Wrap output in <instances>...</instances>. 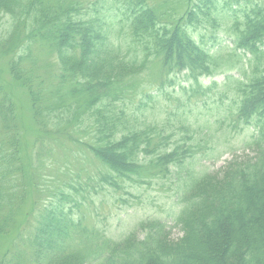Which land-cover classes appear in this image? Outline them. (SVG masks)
I'll return each mask as SVG.
<instances>
[{"label":"trees","instance_id":"16d2710c","mask_svg":"<svg viewBox=\"0 0 264 264\" xmlns=\"http://www.w3.org/2000/svg\"><path fill=\"white\" fill-rule=\"evenodd\" d=\"M0 52L30 95L40 132L29 174L15 103L0 82V235L15 229L32 202L15 246H0V264H264V5L0 0ZM231 65L238 76L226 72L215 81L232 82L218 100L231 102L232 131L254 125L255 156L208 172L196 155V171L188 172L195 148L206 149L217 131L189 123L181 106L171 112L173 123L162 124L150 122L147 109L179 84L191 99L200 77ZM150 177L182 180L175 223L182 236L171 238L159 220L119 238L87 223L86 207L123 201L111 193L130 195L128 183Z\"/></svg>","mask_w":264,"mask_h":264},{"label":"rangeland","instance_id":"374dc122","mask_svg":"<svg viewBox=\"0 0 264 264\" xmlns=\"http://www.w3.org/2000/svg\"><path fill=\"white\" fill-rule=\"evenodd\" d=\"M253 1L264 5V0ZM120 2H118V5L121 4ZM218 30H220L218 34L222 35L220 37L221 43L223 44L222 51L230 54L232 43L228 38L229 36L223 33L221 28ZM206 33L208 34L205 36L212 34L210 31H206ZM9 59L10 57L7 54L0 52V82L15 103L16 120L21 137L20 148L22 161L28 173L31 174L34 166L35 140L40 132L35 120V110L32 107L30 95L26 88L10 74ZM237 69L238 67L236 65H231L227 71L223 70L211 76L200 77L201 88L196 86L199 90L191 94V99L188 94L180 90V84L175 88H172V86L168 87V91H171V94L166 97H155L147 109V112L151 115L150 122L155 123L158 121L162 124L168 119L173 123L171 112H176V109L181 106V110H185L192 117L189 123L197 124L199 127L205 126L206 128L204 130H210L211 132L217 131L214 134V139L208 145H205L206 149L195 148L193 151L194 159H192L194 162L186 166L188 172L192 169L196 171V155H201L200 157H202L197 162L199 169L208 172L219 169L235 156L239 157L237 161L250 159L255 156L253 147H250L255 128L254 125L245 127L242 125L240 126L242 130L232 131L231 119L234 115L230 116L231 102H221L218 100L220 94L226 89H229L232 82L223 86L215 84V81L220 83L226 72L238 76ZM173 89H175L174 93ZM152 91L156 93V90ZM228 116L230 117L228 118ZM221 117H227V120L220 121ZM234 123L232 122V124ZM177 127L176 129H178ZM168 131L173 134L172 130ZM175 133L179 137L178 132L176 131ZM195 139L196 136L191 141L196 143L194 142ZM183 145L185 144L183 143ZM206 150L211 151L209 158L206 157ZM49 173L51 174V171ZM56 173L57 171H53L52 174ZM194 174L196 175V173ZM182 184L183 182L180 179L171 178L163 180L160 177H150L143 183L130 182L127 184V188L131 193L130 195L124 191L111 193L112 196H123V198L125 196V200H115L112 198V201L115 202L112 203L109 197L103 202L100 199L102 204L98 208L96 204L89 206V208L86 207L85 214L88 216L87 223L92 227L98 228L105 236L119 238L134 230L141 222H145L143 225H147L153 222L152 220H159L166 226L167 232L171 231L170 237L177 239L182 236L181 227L175 224L178 213L184 207L183 198H185V192L182 190ZM30 198L34 199V191L31 188ZM31 210L32 202L28 201L18 213L15 229L7 234L0 235L1 252L15 246L18 235L23 227L21 222L26 218H31ZM142 231L139 230L141 236Z\"/></svg>","mask_w":264,"mask_h":264}]
</instances>
